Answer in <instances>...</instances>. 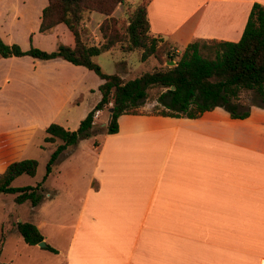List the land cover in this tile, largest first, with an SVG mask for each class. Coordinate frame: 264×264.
Wrapping results in <instances>:
<instances>
[{
  "label": "crops",
  "instance_id": "0c3cea01",
  "mask_svg": "<svg viewBox=\"0 0 264 264\" xmlns=\"http://www.w3.org/2000/svg\"><path fill=\"white\" fill-rule=\"evenodd\" d=\"M254 2L264 5V0H148L149 34L181 49L195 39L238 41ZM46 4L0 0L1 39L23 50L47 37L54 44L41 46L45 50L58 41L72 47L63 24L39 32ZM104 18L93 12L83 24L86 35L99 40L96 30ZM88 72L60 57H0V173L24 159L32 137L50 123L78 127L98 102L81 106L79 100L102 82L88 85ZM9 91H19L20 100L4 99ZM102 114L106 126L110 112L99 110L97 118ZM117 122V132L81 139L57 159L72 148L90 162L80 164L83 180L70 192L64 219L31 220L56 252L26 244L15 228L27 221L18 209H44L43 196L33 206L0 193V233L16 211L4 230L0 259L9 243L13 250L0 264H28L23 253L30 259L47 256L53 264H264V108L252 106L243 119L215 107L197 118L122 114ZM22 176L11 185H28L15 184ZM57 191L44 196L58 202ZM54 234L61 242L52 240Z\"/></svg>",
  "mask_w": 264,
  "mask_h": 264
},
{
  "label": "trees",
  "instance_id": "16d2710c",
  "mask_svg": "<svg viewBox=\"0 0 264 264\" xmlns=\"http://www.w3.org/2000/svg\"><path fill=\"white\" fill-rule=\"evenodd\" d=\"M147 3L148 0H139L124 21L116 18L113 12L118 5H125L126 0H47L39 32L63 24L73 36L72 47L58 41L52 51L31 44L23 50L17 43L7 44L0 37V57L28 55L39 60L60 57L92 70L102 80L98 85L100 99L75 130L65 129L57 123L45 127L44 142H60L49 155L41 181L35 185L12 186L16 177L22 174L33 177L37 168L33 158L15 160L0 173V193L13 194L16 203L29 200L33 206L37 205L42 198L41 184L62 151L95 134L93 116L97 110L112 109L108 123L102 129L111 134L118 130L120 115L145 114L139 109L148 100L154 102L156 112L146 115L169 117L197 118L215 107H222L231 118L243 119L249 115L252 106L264 108V5L252 4L238 41L195 39L180 53H175V47L167 40L149 34ZM93 12L105 15L99 24L102 41L98 44H90L83 38V23L90 20ZM115 46L123 52L140 50L141 61L151 56L161 61V55L166 54L168 60L175 59L176 64L124 80L125 61L115 62V71L105 73L94 60ZM151 90H155L153 95ZM15 228L28 245H36L44 239L33 222H16ZM4 238L2 231L0 253ZM43 248L56 252L47 243Z\"/></svg>",
  "mask_w": 264,
  "mask_h": 264
},
{
  "label": "rangeland",
  "instance_id": "374dc122",
  "mask_svg": "<svg viewBox=\"0 0 264 264\" xmlns=\"http://www.w3.org/2000/svg\"><path fill=\"white\" fill-rule=\"evenodd\" d=\"M137 1V0H135ZM131 4V5H129ZM137 4V2H134L132 4V0H127L126 4H120L119 8L115 9V17L127 21L128 16L130 12L132 11L133 7ZM84 24V23H83ZM85 29V27H83ZM86 30L84 31L83 38L88 41L90 44H98L102 41L101 35L99 40L94 39L93 35L87 36ZM97 33H100L99 27L98 30H96ZM88 33V32H87ZM32 39V38H31ZM98 41V43H97ZM38 46H35L30 42L31 45H33L36 48H39L41 50H45L41 48L43 47H50V44H54V41L52 39L47 38H40L36 41ZM19 45V44H18ZM57 45V44H56ZM20 46V45H19ZM56 48V46H55ZM178 48V47H176ZM112 52H103L95 57V62H97L100 66L103 72L105 73H113L115 71V62L117 61H125L126 63V73H122V78L124 80L132 79L144 72L153 71L155 69H161L170 66L167 63V55L163 54L161 55V61H158L154 57H149L144 61H141L140 50H134L130 52H123L119 46H115ZM179 49V53L183 50L181 48ZM55 50V49H53ZM48 51V50H45ZM174 61H176L174 59ZM88 78H87V84L91 86H95L99 82V77L91 70L88 72ZM155 90H151V95H153ZM99 92L97 89H95L92 92H87L86 95L83 97V99H80L82 105L81 106H91L94 105L99 100ZM3 98L6 100H12V101H19L21 98V94L19 91H9L6 95H3ZM154 102L151 100H148L145 102V104L139 109L141 113L145 114H152L155 113L156 110L153 107ZM107 110L106 108H104ZM98 116H93V122L96 124L95 128V134H98L99 132H104L102 129L105 127L103 126V120H105L106 116L102 114L99 119ZM97 132V133H96ZM94 134V135H95ZM45 136V133L43 131H37L36 134L32 137L27 147L24 149V152L22 154V158H33L37 161V168H36V174L31 177L26 174H22L23 176L20 178L21 181L15 182V184H21V185H35L36 183L40 182L43 175L45 174V165L49 158V155L53 148L60 142L59 140H56L53 143H46L43 140V137ZM86 139V138H84ZM70 153H68L63 158L57 160L53 166L51 172L46 177V180L42 182L41 186L43 188V191H41L43 199L45 200L44 209L41 208V210H37L34 213H31L29 211V208L27 206H22L18 209L19 218L21 220H27L32 222L31 220H37L38 218H41L44 222H53L59 218L64 219L67 216L66 211L68 210V202L70 197V192L73 190H76L78 187H75V184L78 182L77 180H83V176L80 175V169L83 166V163L88 165L89 164V158L86 156L85 153H82L79 150H72V148H69ZM82 153V154H81ZM80 164L82 166L80 167ZM82 170V169H81ZM52 188H56L59 192L58 202L56 200H52V202L48 201V197H45L44 194L46 190H51ZM57 198V197H53ZM50 202L49 205H47ZM14 206V205H13ZM16 213L15 210H13V214L11 215L12 220ZM6 221L2 224L1 232L4 230H7L9 228V219H5ZM11 220V221H12ZM47 226V225H46ZM50 226H47L43 228L44 232H48L50 229ZM17 234V232H16ZM18 235V234H17ZM56 242H61L59 237L54 234V239ZM13 246L9 243V245L5 248H3L2 251V257L4 259H0L1 262L7 261L9 254L12 252ZM23 262L28 264H53V261L45 256V257H34L33 259L27 258L25 253H23ZM29 260V261H28Z\"/></svg>",
  "mask_w": 264,
  "mask_h": 264
},
{
  "label": "water",
  "instance_id": "95a60500",
  "mask_svg": "<svg viewBox=\"0 0 264 264\" xmlns=\"http://www.w3.org/2000/svg\"><path fill=\"white\" fill-rule=\"evenodd\" d=\"M167 63H168L170 66H173V65L176 64V62H175L174 60H167ZM170 88L173 89L174 86H170ZM111 111H112V109L110 108V109H109V112H111ZM109 116H110V115H109ZM45 244H46V243L44 242V240H42V241H40V242L37 243V245L40 246V247H44Z\"/></svg>",
  "mask_w": 264,
  "mask_h": 264
},
{
  "label": "built area",
  "instance_id": "2783aa9c",
  "mask_svg": "<svg viewBox=\"0 0 264 264\" xmlns=\"http://www.w3.org/2000/svg\"><path fill=\"white\" fill-rule=\"evenodd\" d=\"M173 51H174L175 53H179V49L176 48V47L173 49ZM110 105H111V103H110ZM98 114H99V110H97V111L95 112V116H98ZM4 264H13V263L6 262V263H4Z\"/></svg>",
  "mask_w": 264,
  "mask_h": 264
}]
</instances>
